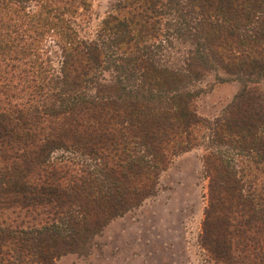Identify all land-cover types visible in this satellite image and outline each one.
I'll list each match as a JSON object with an SVG mask.
<instances>
[{
    "label": "trees",
    "instance_id": "16d2710c",
    "mask_svg": "<svg viewBox=\"0 0 264 264\" xmlns=\"http://www.w3.org/2000/svg\"><path fill=\"white\" fill-rule=\"evenodd\" d=\"M89 8L0 0V264L86 253L198 132L206 260L264 264V0H114L85 34ZM227 81L231 100L199 116Z\"/></svg>",
    "mask_w": 264,
    "mask_h": 264
},
{
    "label": "rangeland",
    "instance_id": "374dc122",
    "mask_svg": "<svg viewBox=\"0 0 264 264\" xmlns=\"http://www.w3.org/2000/svg\"><path fill=\"white\" fill-rule=\"evenodd\" d=\"M112 2L89 0V11L77 16L85 34L94 31ZM172 50L169 55L176 56ZM206 79L211 81L210 76ZM237 89L233 81L212 83L193 100L195 112L211 121ZM206 135L198 132L194 146L172 156L155 179L153 195L109 219L93 235L86 253H66L53 264H211L199 245L208 189L202 156L213 150ZM223 153L224 158L233 155L229 149Z\"/></svg>",
    "mask_w": 264,
    "mask_h": 264
}]
</instances>
